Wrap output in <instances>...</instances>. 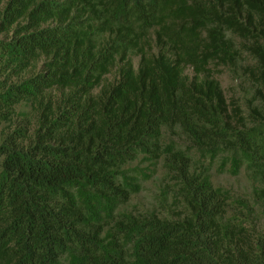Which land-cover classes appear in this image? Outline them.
Segmentation results:
<instances>
[{"label": "trees", "instance_id": "obj_1", "mask_svg": "<svg viewBox=\"0 0 264 264\" xmlns=\"http://www.w3.org/2000/svg\"><path fill=\"white\" fill-rule=\"evenodd\" d=\"M0 37V264H264V0H0Z\"/></svg>", "mask_w": 264, "mask_h": 264}, {"label": "rangeland", "instance_id": "obj_2", "mask_svg": "<svg viewBox=\"0 0 264 264\" xmlns=\"http://www.w3.org/2000/svg\"><path fill=\"white\" fill-rule=\"evenodd\" d=\"M0 39H2V37H0ZM187 74H190V72L187 71ZM217 79L221 84L228 101L232 99L243 100L242 98L245 96L244 90H249L247 85L229 73L223 72L221 75H218ZM177 142L183 145V148L187 145L183 138L177 139ZM216 167L217 166L215 164L213 169L211 168L212 182L214 186L229 190L235 198H249L251 192V181L243 169L240 171L238 176L233 177L226 172L218 173L216 171ZM163 185L165 184L162 182V172L158 169L155 175L143 183L142 192L137 197L132 199L129 204V210H146L147 208L156 207L158 205L157 202L161 197L160 189H162ZM168 203H170V200H168Z\"/></svg>", "mask_w": 264, "mask_h": 264}]
</instances>
